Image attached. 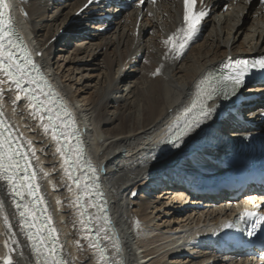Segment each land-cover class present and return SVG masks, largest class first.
<instances>
[{"label": "bare ground", "instance_id": "bare-ground-1", "mask_svg": "<svg viewBox=\"0 0 264 264\" xmlns=\"http://www.w3.org/2000/svg\"><path fill=\"white\" fill-rule=\"evenodd\" d=\"M11 1L96 162L110 228L91 196H84V204L111 264H258L205 247L206 228L234 206L225 204L222 195L187 192L177 178L181 171L212 178L228 170L212 164L216 155L195 144L206 128L220 125L230 136H264V84L236 91L227 104L217 95L207 102L210 115L175 140L176 128L161 130L191 104L214 65L264 53V5L259 0H198L207 15L177 55L164 41L185 27L182 0H114L116 5L111 0ZM244 96L238 104L237 97ZM240 105L246 127L224 117L227 108ZM0 106L29 153L64 260L102 264L88 228L80 223L85 219L78 191L64 173L51 130L45 133L24 93L3 72ZM183 122L184 116L182 127ZM3 256L10 257V264H38L0 177V264H9L1 263Z\"/></svg>", "mask_w": 264, "mask_h": 264}, {"label": "snow or ice", "instance_id": "snow-or-ice-1", "mask_svg": "<svg viewBox=\"0 0 264 264\" xmlns=\"http://www.w3.org/2000/svg\"><path fill=\"white\" fill-rule=\"evenodd\" d=\"M91 2V0H90ZM196 0H185L184 22L185 27L178 29L177 33L169 36L164 43L172 44V49L179 55L190 42L196 33L199 31V25L206 11H194ZM11 4L9 0H0V72H3L19 89L25 94L30 101L32 115L39 116L41 126L45 133L51 130V139L56 142V151L62 157L64 165V173L68 180L72 181L76 188L81 192L77 195L76 200L79 202L83 196L101 197L102 193L98 191L97 185L88 183L96 175V169L90 162L82 163L83 150L80 147L79 138H76L75 145L72 144V137L75 132V121L72 118L71 112L67 105L62 101L57 105L56 99L58 94H54L48 83L36 68L35 63L30 58V53L21 43V38L18 36L13 27L12 19L9 15ZM175 38V39H174ZM19 53V55H18ZM227 72L222 73L218 77L209 75L200 82L191 104L184 109L183 127L177 125L176 132L171 136L175 140L193 130L194 126H199L202 119H206L212 109L207 107V102L219 95L221 91L227 93L229 90L235 94L236 89L243 83L250 68H260L264 70V58L248 65L245 61L229 62L224 66ZM31 70H35V75ZM159 69H157V73ZM156 74V73H154ZM27 83L28 87H25ZM34 86V87H33ZM39 89V93H37ZM47 89V91H45ZM21 99L17 95L16 100ZM46 113V117L45 114ZM3 114L0 113V116ZM45 118L47 123H44ZM172 132V128H169ZM31 146V141H27ZM178 146V145H177ZM23 145L16 142V135L10 125H6L3 120H0V177H2L14 196L20 201H25L27 197L32 199L26 203H17V209H22L19 212L22 223L33 231L29 233V239L32 241L33 251L37 254L38 264H67L62 256H58L56 252V244L58 239L55 235L56 229L52 226V218L50 215H45L41 220L39 210L44 204L43 196L38 195L39 185L36 183L37 174L30 160L29 153L22 151ZM35 156V152L31 153ZM82 168H86L87 173L79 174ZM45 175H47L45 173ZM81 181H84L82 184ZM71 190V188H70ZM92 206L103 210V205L98 201H93ZM82 209L83 205L80 206ZM46 211V210H45ZM84 215V211L80 212ZM257 212L244 213L240 221L235 225L229 223L225 227H240L241 223L245 222L244 217L258 216ZM105 225L110 223L108 217H103ZM7 221V218H5ZM88 220H81L80 223L88 228ZM264 222V217L260 218ZM89 231H91L89 229ZM249 232V235H252ZM107 239L108 237L105 236ZM97 243L93 247L99 248V232L95 237ZM100 260L102 264H107L104 250L100 249ZM10 264V261H9Z\"/></svg>", "mask_w": 264, "mask_h": 264}, {"label": "water", "instance_id": "water-1", "mask_svg": "<svg viewBox=\"0 0 264 264\" xmlns=\"http://www.w3.org/2000/svg\"><path fill=\"white\" fill-rule=\"evenodd\" d=\"M104 214L107 216L106 213H104ZM107 227L110 228L109 223L107 224ZM4 260H5L6 262H8V261L10 260V257H9V256H5V257H4Z\"/></svg>", "mask_w": 264, "mask_h": 264}]
</instances>
